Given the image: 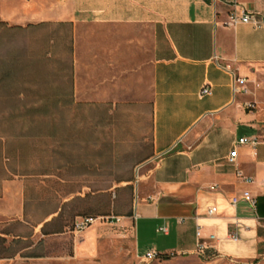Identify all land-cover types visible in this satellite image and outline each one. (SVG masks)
I'll return each mask as SVG.
<instances>
[{
	"label": "crops",
	"instance_id": "crops-1",
	"mask_svg": "<svg viewBox=\"0 0 264 264\" xmlns=\"http://www.w3.org/2000/svg\"><path fill=\"white\" fill-rule=\"evenodd\" d=\"M232 1L0 0V23L16 32L1 36L0 47L15 61L18 91L25 82L49 85L35 105L150 108L143 170L120 179L137 198L113 212L123 215L116 238L131 260L264 264V141L255 149L236 143L264 137V27L226 24ZM234 1L264 12V0ZM203 84L211 92L200 97ZM247 100L255 106L246 108ZM233 151L235 163L227 160ZM236 167L252 179L238 177ZM244 189L255 203H232ZM197 230L209 243L203 253ZM147 250L169 256L147 258ZM24 257L55 263L42 253Z\"/></svg>",
	"mask_w": 264,
	"mask_h": 264
},
{
	"label": "rangeland",
	"instance_id": "rangeland-1",
	"mask_svg": "<svg viewBox=\"0 0 264 264\" xmlns=\"http://www.w3.org/2000/svg\"><path fill=\"white\" fill-rule=\"evenodd\" d=\"M3 35L16 32L0 23ZM23 86L19 92L15 61L4 57L0 47V232L8 251L14 252L3 260L34 264L32 257L22 255L34 250L54 264H84L82 259L85 264H144L131 260L132 250L116 238L114 223L97 222L74 231L76 215L63 231L42 234L36 221L44 215L51 218L56 212L46 213L62 200H70L63 216L77 208L106 213L130 205L137 192L120 179L137 178L143 170L150 108L38 106L48 96L49 85L25 82L19 88ZM21 200L22 210L16 213ZM27 244L31 247H24ZM142 252L144 248H138L137 253Z\"/></svg>",
	"mask_w": 264,
	"mask_h": 264
},
{
	"label": "built area",
	"instance_id": "built-area-1",
	"mask_svg": "<svg viewBox=\"0 0 264 264\" xmlns=\"http://www.w3.org/2000/svg\"><path fill=\"white\" fill-rule=\"evenodd\" d=\"M238 22H247L251 24L254 27H264V12H258L255 10H248L245 8H238L236 2L233 0L232 1V8L230 9L228 13V19L226 20V24L232 25L236 24ZM244 77H234V82L237 80H243ZM262 84L264 86V79L262 80ZM211 92L210 87L207 84H203L199 90H198V96L202 97L205 94H209ZM246 108H253L255 106V101L253 100H247L245 102ZM264 137H260L257 135H252V136H240L236 139V143H245L249 144L253 149H255V146L259 142H263ZM227 160L231 163H235L236 160V154L235 152H231L227 156ZM235 173L238 177H241L244 180H251V176L245 174L240 168L236 167L235 168ZM239 199H244L250 204L255 203V197L252 195V193L248 189H244L241 194H233L230 197V201L232 203H236ZM217 210L216 205H210L207 208L208 213H214ZM123 215L121 214H116L113 212H106V213H98V214H86V215H78L73 223H72V229L74 231H82L85 228L91 226L94 223L97 222H103V223H117L121 220ZM160 229H165V226H161ZM197 235L200 236V231L197 230ZM231 237H236L237 233L235 231H232L229 233ZM209 238H214L213 234H210L208 236ZM209 247V243L200 236V239L197 242L196 246V251L198 253H203L204 250ZM170 254H173L171 252ZM159 256L160 253L154 252L152 250H147L145 252V256L147 258H153L155 256Z\"/></svg>",
	"mask_w": 264,
	"mask_h": 264
},
{
	"label": "trees",
	"instance_id": "trees-1",
	"mask_svg": "<svg viewBox=\"0 0 264 264\" xmlns=\"http://www.w3.org/2000/svg\"><path fill=\"white\" fill-rule=\"evenodd\" d=\"M1 141V140H0ZM12 173H17L16 171L11 170ZM4 177H10V175H4ZM70 202V200H62L59 202V204L56 205V207L54 209H52L51 211H49L46 214L49 213H53L56 212L55 214H53L51 216V218L49 219H45L44 215L43 217H41L40 219H38L36 221V224L39 222H42L41 226H40V232L42 234H48V233H52V232H59V231H63L65 229V227L73 221L74 216L76 215H86V214H98V213H93L94 209L92 208H84V209H71L69 211V214L67 216H63V207L68 204ZM6 236L2 233H0V257H9L11 255L14 254V252H9V246L6 243ZM26 248H30V244H27L26 246H24ZM21 249V248H20ZM18 249L17 252L20 250ZM24 256H38L41 255V252H34V250H32V252L26 253V254H22ZM161 257H168L169 254L167 253H160Z\"/></svg>",
	"mask_w": 264,
	"mask_h": 264
}]
</instances>
